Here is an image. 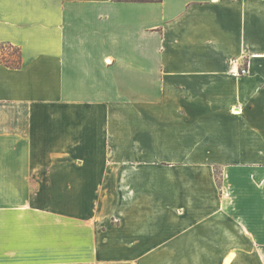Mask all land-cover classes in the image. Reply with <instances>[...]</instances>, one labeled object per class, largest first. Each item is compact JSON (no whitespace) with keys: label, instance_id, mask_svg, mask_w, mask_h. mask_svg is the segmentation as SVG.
<instances>
[{"label":"crops","instance_id":"1","mask_svg":"<svg viewBox=\"0 0 264 264\" xmlns=\"http://www.w3.org/2000/svg\"><path fill=\"white\" fill-rule=\"evenodd\" d=\"M2 52L0 264H264V0H0Z\"/></svg>","mask_w":264,"mask_h":264},{"label":"rangeland","instance_id":"2","mask_svg":"<svg viewBox=\"0 0 264 264\" xmlns=\"http://www.w3.org/2000/svg\"><path fill=\"white\" fill-rule=\"evenodd\" d=\"M7 50H9L11 52V55H13V54L15 55V53H16V51L13 50L12 48H8V49L5 48L4 51H7ZM4 53L5 52H2V55H1V57H3V59H4V61L13 63L14 62V58L11 57L10 59H8V58L5 57V54ZM213 176L216 179V182L218 184V187H221L220 183H221V178H222V170L219 167L214 168V170H213Z\"/></svg>","mask_w":264,"mask_h":264},{"label":"built area","instance_id":"3","mask_svg":"<svg viewBox=\"0 0 264 264\" xmlns=\"http://www.w3.org/2000/svg\"><path fill=\"white\" fill-rule=\"evenodd\" d=\"M233 75L239 76L248 73V65L247 63L241 64V67L237 68L236 70L231 71Z\"/></svg>","mask_w":264,"mask_h":264},{"label":"trees","instance_id":"4","mask_svg":"<svg viewBox=\"0 0 264 264\" xmlns=\"http://www.w3.org/2000/svg\"><path fill=\"white\" fill-rule=\"evenodd\" d=\"M0 61L3 62L4 64L8 65V66H11V67H16L19 65V61H18L17 57L14 59L13 63L4 61L3 57H1V56H0Z\"/></svg>","mask_w":264,"mask_h":264}]
</instances>
